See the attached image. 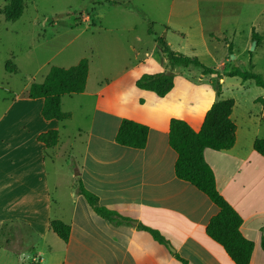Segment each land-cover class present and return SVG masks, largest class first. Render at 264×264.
I'll list each match as a JSON object with an SVG mask.
<instances>
[{
  "label": "crops",
  "instance_id": "obj_1",
  "mask_svg": "<svg viewBox=\"0 0 264 264\" xmlns=\"http://www.w3.org/2000/svg\"><path fill=\"white\" fill-rule=\"evenodd\" d=\"M263 3L264 0H208L204 18L212 21L210 5H219V26L225 27V21L238 25L242 20L252 42L263 14ZM227 14L229 18L225 19ZM162 55L163 63H169L166 55ZM133 69L127 68L117 79L90 93L89 63L86 90L78 95L97 96L96 113L83 162L74 165L78 173L69 192L71 212L59 219L71 226L69 241H63V264H184L177 256L188 264H235L224 247L207 234V226L220 209L197 187L177 177L178 154L169 143L172 118L182 119L199 131L212 105L230 98L224 95L222 86L217 94L192 82L187 84V91L192 94H184L178 77L173 89L160 97L137 87V80L145 74L141 73L132 87L139 91L143 104H139L138 111L142 110V114L118 110L110 104L111 100L105 102V93L122 88L121 83ZM161 70L158 67L151 74ZM211 76H217L219 83L225 84V75ZM258 103L264 108V97L254 102ZM239 105L235 100L231 115L237 125L234 147L222 151L207 149L205 160L215 174L220 193L243 218V235L255 244L250 264H264V157L254 148L256 139L264 137L260 135L258 112L238 110ZM43 106L41 98L18 99L0 115V232L5 224L19 222L37 231L42 229L44 234L51 230L50 222L55 220L57 187L50 183L47 161L51 159L50 151L60 147L61 129L67 120H45ZM62 110L71 114L68 120L73 118V113L65 111L63 105ZM124 119L149 127L145 148L117 143ZM54 129L60 133L59 144L48 149L38 141V136ZM78 181L99 198L102 206L130 218L131 222L117 224L96 214L77 192ZM140 224L158 230L175 251L155 241L149 232L139 228Z\"/></svg>",
  "mask_w": 264,
  "mask_h": 264
},
{
  "label": "rangeland",
  "instance_id": "obj_2",
  "mask_svg": "<svg viewBox=\"0 0 264 264\" xmlns=\"http://www.w3.org/2000/svg\"><path fill=\"white\" fill-rule=\"evenodd\" d=\"M21 1L23 15L12 22L2 13L12 0H0V115L11 102L29 98L31 84L42 82L51 66L69 68L83 58L90 63V93L117 79L127 68H134L121 83L122 88L105 93V102L111 100L118 110L142 114L138 107L143 103L133 81L158 67L161 73L172 71L168 62L163 63L165 57L156 41L164 38L171 50L197 57L206 67L226 76L221 85L217 76L204 75L201 68L175 67L173 73L184 94L192 92L187 91L189 82L217 94L222 86L227 98L239 102L238 110L258 112L260 135L264 137V108L254 104L264 97V88L252 80L227 75L239 70L264 79V3L255 27L260 40L252 51L258 40L251 42L248 28L242 25L245 22L239 20L236 25L225 21V27L219 26L221 7L216 4L210 5L213 20L204 18L208 0ZM96 102L97 96L91 95H65L62 99L63 109L72 112L73 118L63 123L60 147L50 151L47 161L50 183L57 187L53 219H64L71 212L69 192L78 173L74 165L83 162ZM64 246L51 230L42 234V229L37 231L24 223L5 224L0 232V264H63Z\"/></svg>",
  "mask_w": 264,
  "mask_h": 264
},
{
  "label": "trees",
  "instance_id": "obj_3",
  "mask_svg": "<svg viewBox=\"0 0 264 264\" xmlns=\"http://www.w3.org/2000/svg\"><path fill=\"white\" fill-rule=\"evenodd\" d=\"M3 9L7 21H17L23 15L21 0ZM110 3H114L109 1ZM19 7V10L16 8ZM253 39L260 40L257 33ZM160 42L162 53L167 56L172 68L171 72L157 74H144L136 82L139 89L151 91L160 97H165L174 87L175 67L201 68L204 75L219 74L210 67H206L197 57H189L169 48L164 38H156ZM232 48V46H230ZM220 75V74H219ZM230 77H241L244 81L253 80L256 85L264 88V79L260 74L243 72L239 70L227 74ZM89 76V60L83 58L80 62L69 68L52 66L43 82L32 83L28 97L31 99H44L42 116L45 120L64 121L71 118V114L62 110L64 95H78L85 92ZM235 107V99L221 100L212 105L206 113L203 125L195 131L186 121L172 118L170 122L169 143L178 154L175 172L179 179L191 183L205 193L220 209L207 226V234L214 241L224 247L235 264H250L255 244L247 239L242 231L243 218L220 193L215 174L205 160V151L230 150L236 142L237 125L231 115ZM149 127L133 120L124 119L117 133L116 141L119 145L135 149H143L147 145ZM58 130H49L38 136V141L48 149L59 144ZM257 153L264 157V138H257L254 144ZM80 195H83L91 209L104 219L117 224L130 223L131 219L121 215L115 210L102 206L99 198L89 191L82 181L75 184ZM51 230L65 243L71 236V226L62 220L55 219L50 222ZM139 228L149 232L155 241L168 245L167 239L156 229L140 224ZM264 250V238L262 239ZM184 264L188 262L177 256Z\"/></svg>",
  "mask_w": 264,
  "mask_h": 264
},
{
  "label": "water",
  "instance_id": "obj_4",
  "mask_svg": "<svg viewBox=\"0 0 264 264\" xmlns=\"http://www.w3.org/2000/svg\"><path fill=\"white\" fill-rule=\"evenodd\" d=\"M256 44H257V41L254 42V47L252 48V51L255 50ZM233 58H235L234 55H233ZM134 223H136V222L134 221ZM168 246H169L171 251H173V252L175 251L170 244ZM20 264H23V261H21Z\"/></svg>",
  "mask_w": 264,
  "mask_h": 264
}]
</instances>
